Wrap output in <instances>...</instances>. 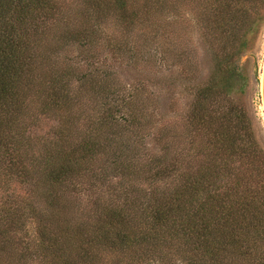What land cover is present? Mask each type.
Masks as SVG:
<instances>
[{
	"label": "trees",
	"instance_id": "obj_1",
	"mask_svg": "<svg viewBox=\"0 0 264 264\" xmlns=\"http://www.w3.org/2000/svg\"><path fill=\"white\" fill-rule=\"evenodd\" d=\"M169 6L0 0V192L21 189L0 194V264H264V150L233 96L264 0L190 7L213 63L179 127L99 59L192 78L186 41L158 31Z\"/></svg>",
	"mask_w": 264,
	"mask_h": 264
},
{
	"label": "rangeland",
	"instance_id": "obj_2",
	"mask_svg": "<svg viewBox=\"0 0 264 264\" xmlns=\"http://www.w3.org/2000/svg\"><path fill=\"white\" fill-rule=\"evenodd\" d=\"M195 1L197 0H169L171 7L169 6L166 11L162 12L163 18L167 21L162 23L165 25L164 28L160 26L158 29L159 33L164 30L170 35L183 38L187 43V51L190 55L194 54L197 70L196 74L191 76L192 78L189 80L182 78L176 67L171 65L172 61H168L167 64L159 68V66L152 67L151 64L149 65V61L145 58L147 55L143 59L140 58V62H136V64L127 59L113 57L111 52L106 50L99 55L100 61L112 66L121 84L126 88H132V86L144 88L148 94L146 103H149L146 112L153 114L159 120L162 119V122L168 126L177 122V127H179L183 116L189 109L193 97V87L206 80L213 63L209 53L204 49L205 45L200 38L202 31L195 24V16L192 10L190 13V7L193 8ZM156 63L159 65L158 62ZM237 65L243 69L245 79L242 80L244 84L242 93L233 96L244 105L251 119L255 136L264 150V108L261 95L264 66V26L254 46L240 56ZM168 121H171V124ZM162 122L158 121L157 123L164 125ZM50 124L51 122L48 120L40 122L36 132L38 134L45 133ZM144 143L148 150L152 152L157 150L150 137H146ZM11 189H14L15 193L21 191L17 183H11L9 189L6 192H0V194L10 193ZM86 196V194L83 195V198Z\"/></svg>",
	"mask_w": 264,
	"mask_h": 264
},
{
	"label": "water",
	"instance_id": "obj_3",
	"mask_svg": "<svg viewBox=\"0 0 264 264\" xmlns=\"http://www.w3.org/2000/svg\"><path fill=\"white\" fill-rule=\"evenodd\" d=\"M261 95H262V104H263V108H264V66H263V70H262Z\"/></svg>",
	"mask_w": 264,
	"mask_h": 264
}]
</instances>
